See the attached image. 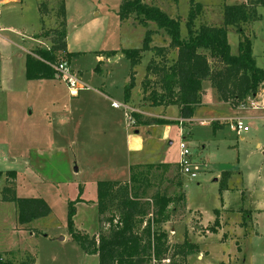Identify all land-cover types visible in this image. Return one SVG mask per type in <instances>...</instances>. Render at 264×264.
Instances as JSON below:
<instances>
[{"label":"rangeland","instance_id":"rangeland-1","mask_svg":"<svg viewBox=\"0 0 264 264\" xmlns=\"http://www.w3.org/2000/svg\"><path fill=\"white\" fill-rule=\"evenodd\" d=\"M46 1L51 17L46 18L42 32L53 35L52 31L58 27L60 21V18L54 17L57 1ZM144 1L159 7L172 17H177L180 23V37H187L186 20L190 0ZM244 1L194 0L201 4L194 21L195 28L200 25H221L224 4ZM119 3L120 0L67 2V36L70 43L74 38L79 41L75 45L70 44L72 50H80L78 56L70 57V65L73 70L80 71L86 85L77 94L72 95L65 83L55 77L51 80L30 82L15 110L11 108L13 106L8 100H0V196L2 188L6 185L7 172L12 170L16 173V196L41 197L51 210L45 217L20 225L16 219L15 203L0 199V254L14 262L20 259V254L30 253L35 259V264H98L97 255L85 253L69 234L67 205L69 201L77 198L80 192V200L75 203L74 228L81 233L95 235L101 225L96 205V182L126 176V172H117L121 171L127 160L134 158L129 156L126 135L133 134L140 125L135 126L133 114L131 117L133 116L135 124L126 119L124 108L111 106L113 100L123 99V85L128 79L130 61L123 54L108 60L103 58L104 62L99 63L100 71H95L93 68L98 62L95 51L139 48L147 28L153 31L152 45L168 47L169 44L168 35L163 29L157 28L154 22H149L147 27H143L136 18L130 16L124 20L125 24L121 22L119 25ZM24 4L30 7L26 11L28 20L32 11L35 13V0H24ZM256 11L255 20L241 23L240 26L243 34L251 40L256 65L264 68V8L259 6ZM91 18L97 19L96 26L79 29L81 24L89 22ZM18 19L20 20L21 16ZM12 22L14 30L3 34L6 40L12 42V56L22 60L27 53L25 50L30 51L37 45L32 35L38 32L39 28L35 27L31 32L17 33L16 29L22 24L32 28L34 23L25 20ZM36 26L39 27L38 23ZM101 26V31L93 30ZM77 30L78 36L75 35ZM227 38L231 52L236 54L241 36L234 26L227 27ZM2 40L4 43L5 39ZM43 41L44 43L37 47L50 46V39ZM150 56H153V53L144 52L140 63L135 66V86L132 89L131 104L140 106L143 102L140 82L145 79V66ZM175 57V50L169 48L168 61L171 62ZM107 72H110V75L106 78L104 75ZM103 80L105 89L99 87ZM99 88L106 90L111 95L110 99L101 97L98 94ZM201 97V105L195 108V116L204 119L189 121L178 125V128L173 124L169 138L172 143H168L166 153L159 150L151 157H161L162 153L165 154V160L175 159L181 139L187 143V140L181 137L179 127L182 135H187L190 131L193 133L191 143L187 144L191 159L196 160L193 167L196 176L182 174L179 169L177 174L175 169L170 172L172 175L169 174L175 179L181 178V190L190 212L179 210L167 223L176 226V232L166 230L163 226L166 223L161 227L168 233L171 245L182 244L186 237L196 244V248L185 258L186 264H264V211L252 218L254 207H248L252 201L251 197L254 198L255 205L264 204V108L250 107V102L249 105L235 108L229 103L219 102L207 79L202 82ZM262 98L263 94L259 93L252 101L260 105ZM173 109L175 108L169 111ZM127 111L129 113V110ZM232 118L242 119L246 131L240 134L231 131L227 122ZM218 119L221 120L218 122H224L225 126L218 128L213 135L210 125L212 120ZM202 121L204 123H201ZM23 126L28 127L29 133L31 132L27 140H31L30 136L34 134L33 145L27 144L23 138ZM31 146L39 149L33 150ZM30 157L34 159L28 160ZM222 171L230 173L229 184L234 187H241L242 184L246 188V191L243 190L245 193L241 195L240 188L233 197V202L237 201V206L242 209L241 214L226 213L222 217L226 225L246 226L230 241L225 242L219 241L220 232H210L205 238V227L212 225L215 216L213 210L220 206L219 182L223 177ZM164 172L159 168L150 169L149 177L153 186L149 189V194L156 189L166 194L175 190L174 183L170 182L171 176H164ZM199 212L203 224H197L201 219ZM223 213L221 210L219 215L222 216ZM208 221L211 222L207 223ZM189 225L197 226L193 229ZM232 233V230H228L229 235ZM173 261L174 264L184 262L180 255L174 256Z\"/></svg>","mask_w":264,"mask_h":264},{"label":"trees","instance_id":"trees-1","mask_svg":"<svg viewBox=\"0 0 264 264\" xmlns=\"http://www.w3.org/2000/svg\"><path fill=\"white\" fill-rule=\"evenodd\" d=\"M55 1L57 8L54 17L60 18L58 27L53 29V35L46 31L40 34L43 38L50 39L49 47H37L25 55V78L28 80L55 78V71L49 63L61 60L69 62L70 57L79 54L69 52L66 48L65 0ZM259 6L264 8V0L224 4L221 25H200L195 28L194 21L201 4L190 0L186 20L187 37L182 39L177 17L168 15L144 0H120L117 11L120 21L133 16L143 27L154 22L169 37L168 47L152 45L153 31L147 28L139 48H123L104 53L106 57H110L120 52L130 61L129 80L123 87L124 101L129 99L134 86V66L140 63L142 54L146 51H151L153 56L147 62L146 76L142 81L144 99L151 101L153 105H176L181 119L192 117L194 109L200 103L202 82L206 79L210 81L218 100L229 103L234 108L249 105L259 93L263 94L264 99V68L256 65L251 40L243 34L240 26L241 23L257 18L256 8ZM38 10L42 17L49 14L46 0L38 3ZM228 26H234L241 36L236 54L231 52L228 43ZM169 48L176 52V57L171 62L167 59ZM97 55L102 53L98 52ZM100 62L101 60L98 63ZM94 70L98 71V64ZM145 122L173 124L178 120L148 118ZM224 125V122H212L213 128ZM161 167L163 165H132L128 180L96 182V205L101 225L93 236L81 233L73 225L75 203L80 200V192L77 198L68 202V232L85 253L97 255L98 264H174L173 258L178 255L184 261L182 264H186L185 258L196 245L186 238L182 244L171 245L168 233L161 227L177 211L184 209L185 196L181 190V178H174L175 190L171 194L159 189L150 194L148 192L153 186L149 177L150 169ZM178 169L179 165L175 168L176 174ZM228 175L227 171L222 173L224 177ZM224 180L225 178L220 180V192L225 185ZM15 185V171H8L0 199L15 203L18 224L24 225L49 215L50 207L43 198L17 197ZM217 211L213 210L214 221L207 227L210 232L216 231L219 224ZM19 258L14 262L0 254V264H35L30 253L22 254Z\"/></svg>","mask_w":264,"mask_h":264},{"label":"crops","instance_id":"crops-1","mask_svg":"<svg viewBox=\"0 0 264 264\" xmlns=\"http://www.w3.org/2000/svg\"><path fill=\"white\" fill-rule=\"evenodd\" d=\"M40 1L41 0H35L34 9H33L35 13L33 14V11H32V16H29L28 20H27L26 11L30 7H26V4H24V0H0V53H2L0 56V58H1V63H0V100H3V99L8 100L13 106L11 108L14 110L16 108H18L17 103H18L19 99L21 98L23 92L25 91V87H28L30 82H34L35 80H28L25 78V57L22 60H20L19 57L16 59L15 57L12 56L13 54H12V51L10 48V43H12V42H10L9 40H6V36L3 33L7 32V31H11L12 29L14 30V27L12 26V24H13L12 21L18 22V21L25 20L26 22L34 23V26L32 28H29L28 26L22 24L21 26H19L18 29H16L17 33H20L21 31L23 33H26L28 31L31 32V29H34L35 27L39 28L37 30L38 32H34V34L32 35L33 40L37 45L32 50H30V51L25 50V51H27V53H31L40 43L41 44L44 43L43 40H45V38H43L42 35L40 36V34L42 33V30H43L42 29V22H41L42 16L40 15L39 10H38V3ZM67 2H68V0H65V15H66L65 28L67 26ZM30 6H31V4H30ZM19 16H21L20 20L18 19ZM48 16H49V18L51 17L50 16V10H49L48 15H43V17H42L44 24H45V20H46V18H48ZM97 22H98L97 19L91 18V19H89V22L87 21V22H84L83 24H81L79 26V29L81 27L84 30L86 28L88 29V26H90V25H91V27H94L97 25ZM121 22L124 24L126 23L124 21H120V23L119 22H117V23L120 25ZM37 23H38L39 27L36 26ZM40 24H41V26H40ZM102 29H103V26L96 27L93 30L101 31ZM78 34H79V31L77 30L75 35L78 36ZM67 35L68 34H67V28H66V39H65V41H66L67 50L69 52H78L79 53L80 50L73 51L72 50L73 48L70 45L72 43L75 45V44L79 43V41L76 40V38H74L72 43H70L69 37ZM2 39H5L4 43H3ZM121 49H123V48H121ZM115 50H117V49H115ZM108 51H110V50H108ZM117 51H120V49H118ZM98 52H100V53H102V55H104V56H102V55L98 56L97 55V59H98L97 61L99 62V60H101L100 63L104 62L103 58H107V60H108V59H112V57H118V56L122 55L120 52H118L114 56H110V57L107 56L106 57V54H104L105 52H107L106 50L105 51H95L96 54ZM148 52H150V54L152 53L151 51H148ZM151 57L152 56H150V58ZM98 62L96 63V65L98 64V71H100V67H99L100 64ZM69 65H70V60H69ZM95 66H94V68H95ZM70 67H71V65H70ZM71 69H72V67H71ZM73 71H75V70H73ZM134 71L136 74L135 66H134ZM75 72H77L78 75H80L82 78V75L80 74L79 70L75 71ZM109 75H110V72H107L104 75V77L107 78V76H109ZM149 78H151V77H149ZM45 80L46 79H39L37 81L41 82V81H45ZM47 80H51V79H47ZM128 80H129V72H128V79L124 83L126 84L128 82ZM142 81L143 80L141 79L140 93H141V101H143V102L141 103L140 106H138V104H131L130 103L133 88L131 89V94H130V97L127 101H124V97H123L122 101L113 100V101H117L120 103H124L125 105H127L128 107H130L134 110L133 116L136 120L135 126L140 125L139 126L140 128L135 129L133 131V134H127L126 135V142H127V149L129 152V156L134 157V158H133V160H127L126 164L123 166L121 171H117L118 173H125L126 172V176L123 175V176H121L123 178L112 179V180H121V181L128 180L129 174H130V167L132 165H145V164L163 165V167L159 168V170L165 171L164 176L170 177L172 175V173H170V172H173V170L178 165V161L180 158L179 157V151H178L176 158L173 160H165V158H164L165 154H162V153H161V157L157 156L155 159L151 158V157L152 156L154 157L155 153L159 150L166 153V151L168 149V147H167L168 143L169 144L172 143L169 140V138L171 135V126L173 124H175L178 128V125L179 126L184 125L185 123H187L189 121H196L197 122L200 119H204V118H196L195 109H194V113H193L192 117L190 119L183 121V123L180 124L179 123V119H180L179 118V110H178V107L176 105H164V104L153 105V104H151V101L144 99V94H143V91L141 90L142 89ZM124 85H123V87H124ZM104 86H105V80L101 81V85L99 87L105 89ZM134 86H135V75H134ZM101 88L98 89V94L103 98L110 99L111 95L106 90H101ZM219 102H221V101H219ZM199 105H201V102L197 106H199ZM147 107L149 109H147ZM113 108H117V107H113ZM172 108H175V109H173L172 111H169ZM135 115H137V118ZM148 118H156L159 120H171V121L172 120H178V122L173 123V124H161L160 122L146 123L145 120ZM212 121H221V120L218 119V120H212ZM201 123H204V121H202ZM22 124L24 125V122H22ZM210 126L212 129L213 135L216 134L217 129L220 128L219 126L216 128H213L212 124ZM23 132H24L23 138L26 139L27 144L32 143V145H33V143H34L33 141L35 139L33 136L34 134L30 136L31 140H27V138H29V135L31 134V132L29 133L28 127H24V126L22 129V135H23ZM179 132H180L181 137L185 138L187 140L188 144L191 143V136H193V133L191 131L187 135H182L181 134V127H179ZM257 146H259V144H257ZM31 148L33 150L39 149L38 147H34V146H31ZM31 159H34V157H32V158L30 157L28 160H31ZM152 159H154V160H152ZM191 161H192V164L194 167L196 160H193V158H192ZM223 172L224 171H222L221 174ZM169 174H171V175H169ZM160 177H162V175ZM222 178H225V180H224L225 185H224L222 191L220 192V200H221L220 206L218 208H215L218 210L217 211V213H218L217 217H218L219 224L216 228V231H214V232L215 233L220 232L221 235H220L219 241L225 242L227 240L230 241L234 236H236L235 234L239 233V230H241L242 227L246 226V225H236V224L226 225L225 219L224 220L222 219V217L224 215H226V213L230 214V215L241 214L242 209H240L239 206H237V201L233 202V197L235 196L234 193L239 191L240 188H242V190H241V195H242L244 192L243 190L246 191V188L243 187L242 184H241V187H239V186L234 187L233 185L229 184L230 173L227 177L223 176V177H221V179ZM15 180H16V173H15ZM170 182L174 183V178L172 176H171ZM262 197L264 199V190L262 192ZM257 198L259 200L261 199L260 196H258ZM250 200H252V201H250V204L248 207L249 208L254 207L252 218H256V216L259 213L264 211V204L262 203L261 205L258 206V205H255L254 198L251 197ZM221 210L224 211L222 216L219 215ZM184 211L190 212V210H188L186 202L184 203ZM199 217L201 219L198 221L197 224H203L200 212H199ZM214 218H215V216H214ZM214 218L212 221H214ZM249 219H251V216L249 217ZM209 222H211V221H208L207 223H209ZM167 223H169V222H167ZM167 223H166V225H163L164 228H166V230H168V231L176 232V226L168 225ZM196 226L197 225H189V227H191L193 229H195ZM251 226H253V225H251ZM205 228L207 229V227H205ZM228 230H232L233 233L231 235H229ZM208 233H210V231H208V230L205 231V234H206L205 238L207 237ZM186 239L188 242L194 243L193 241H191V239L189 237H186ZM235 242L237 243V240ZM238 247H239V245H238ZM94 255H96V254H94ZM20 256H21V254H20Z\"/></svg>","mask_w":264,"mask_h":264},{"label":"built area","instance_id":"built-area-1","mask_svg":"<svg viewBox=\"0 0 264 264\" xmlns=\"http://www.w3.org/2000/svg\"><path fill=\"white\" fill-rule=\"evenodd\" d=\"M49 65L54 69L55 71V76L58 79H61L67 89L70 91V93L72 95L77 94L78 91H80L81 89H83L86 85L83 83V80L81 78L80 75H78L77 72L73 71L69 65V63L65 60H61V61H55V62H51L49 63ZM111 105L113 107H122L124 108V114L126 119L129 120V122L131 124H135V120L133 119V116L131 117V115L133 114L132 110H130L127 105H125L124 103H120L117 101H113L111 103ZM244 106V105H241ZM250 107H262L264 108V99L262 98V102L260 103H256L255 101H251L250 102ZM129 110V113H127ZM183 121H185L184 119H179V123L182 124ZM228 126L229 129L231 131H234L236 134H240L243 131H246V126L244 124V122L242 121V119H228ZM179 161H178V165H179V170L182 174H188L191 177H195L196 173L193 170V164L191 161V151L188 147V144L181 139V141L179 142Z\"/></svg>","mask_w":264,"mask_h":264},{"label":"water","instance_id":"water-1","mask_svg":"<svg viewBox=\"0 0 264 264\" xmlns=\"http://www.w3.org/2000/svg\"><path fill=\"white\" fill-rule=\"evenodd\" d=\"M60 239H62V237H60Z\"/></svg>","mask_w":264,"mask_h":264}]
</instances>
